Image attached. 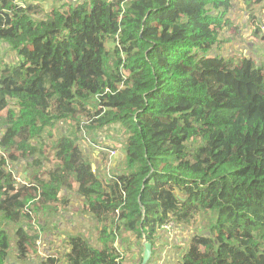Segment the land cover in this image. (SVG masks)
Returning a JSON list of instances; mask_svg holds the SVG:
<instances>
[{
	"label": "trees",
	"instance_id": "1",
	"mask_svg": "<svg viewBox=\"0 0 264 264\" xmlns=\"http://www.w3.org/2000/svg\"><path fill=\"white\" fill-rule=\"evenodd\" d=\"M233 2L0 0V264L38 253L35 221L78 195L109 247L71 236L67 264H121L125 233L151 264L182 228L176 264H264V65L218 52ZM114 124L108 173L81 142Z\"/></svg>",
	"mask_w": 264,
	"mask_h": 264
},
{
	"label": "rangeland",
	"instance_id": "2",
	"mask_svg": "<svg viewBox=\"0 0 264 264\" xmlns=\"http://www.w3.org/2000/svg\"><path fill=\"white\" fill-rule=\"evenodd\" d=\"M234 9L233 17L238 18L243 13L244 15H249V18L247 17V21H238L236 24L239 27V30L237 33H229V32H222L220 35L221 38V48L218 50L220 52L219 54H226L230 56H248L252 57L256 60V63L260 65H264V43L253 36V29L256 26H261L262 23H264V3H262L260 6H255L254 8L256 19H250L251 16L254 15V12L247 9L246 5L244 4V0H234ZM243 5H242V4ZM244 23V24H242ZM2 43H0V60L5 58L6 55H8V52ZM111 47V46H109ZM237 54V55H236ZM123 128L119 124H114L110 127H106L102 129L100 132H93L90 135H87L85 139L86 142L82 141L81 145L86 149L87 152H94V149H96L95 146H102V147H108L110 151H121V142L123 140ZM113 144V147L117 146L118 148L115 150L113 148H110L108 145ZM116 144V145H114ZM119 144V145H118ZM112 155V154H111ZM17 169L21 170L20 167ZM111 171H115V169H111ZM77 197H73V199H76ZM82 198L77 199V204H74L73 206L79 207L77 208L79 217L75 218V224L80 225L83 223L80 220L81 215L90 216L82 211ZM71 207L69 206L68 209H63L58 216L52 217L50 222H47L43 224L40 220H36L35 224L38 228L37 231L40 232L44 236V232L51 229H58V225H54V219H58L62 216L63 213L69 212V209ZM64 216V214H63ZM92 217V216H91ZM94 219V218H93ZM90 223V222H89ZM92 224V223H91ZM93 225V224H92ZM77 232H80L82 235L86 236L88 240L91 242V237L89 232H87L85 229L82 230L81 226L77 227ZM186 228L179 229L178 237H176L175 240H173L170 236L164 235L162 237V241L170 242V244L166 245V249L168 251H172V253L178 255H182L184 251L188 248V241L183 240L182 241V234L184 235L186 232ZM186 235V234H185ZM76 236V235H74ZM62 243V239L60 240ZM92 243V242H91ZM98 245V243L96 244ZM39 253H35L34 256L31 257V259L25 261L20 260L18 256L17 249L15 247V244L13 245V248L10 253L9 260L7 264H42L43 260L40 259ZM65 261L66 255L64 256ZM158 260V259H157ZM156 260V261H157ZM159 261H157L158 263Z\"/></svg>",
	"mask_w": 264,
	"mask_h": 264
},
{
	"label": "crops",
	"instance_id": "3",
	"mask_svg": "<svg viewBox=\"0 0 264 264\" xmlns=\"http://www.w3.org/2000/svg\"><path fill=\"white\" fill-rule=\"evenodd\" d=\"M247 15L243 13L238 17V21H246ZM116 145V144H114ZM110 148L113 147V144L108 145ZM96 150L92 153L93 158V168H98L99 165H102V169L107 168L108 173L111 169L118 170L120 172L121 168V160L122 154L121 151H115L114 155H111L112 152L106 147L95 146ZM101 152H106L109 162L105 161L106 156ZM105 161V162H104ZM80 195L72 196V201L70 203L69 212L63 213L61 217L58 219H54V225H58V229H51L44 232V236L41 235L39 244V257L41 260L46 261L49 258H56L58 260L57 264H67L64 256L69 252L68 242L71 236L79 235L80 232H77V227L81 226L82 230L85 229L89 232L91 237L92 245L95 247H103L108 248L109 246L102 242L100 239V224L96 222L93 217L81 215L80 220L83 222L81 225L75 224V218L79 217V213L76 206L77 199H79ZM73 197H77L73 199ZM84 200H82L83 203ZM43 224L50 222L51 217L46 215L45 217L41 216L39 219ZM90 222V223H89ZM93 225H92V224ZM167 234V233H164ZM84 235V234H82ZM62 239L63 243L60 241ZM146 241L141 240L138 241L134 238V234H124V240H119L117 247L120 248L122 253V263L121 264H141L143 251H144V243ZM98 243V245H96ZM170 244V242L161 241L160 247L154 248V255L151 264H176L180 259V254L176 255L172 253V251H168L166 249V245ZM158 259V260H157ZM159 261L157 263V261Z\"/></svg>",
	"mask_w": 264,
	"mask_h": 264
},
{
	"label": "water",
	"instance_id": "4",
	"mask_svg": "<svg viewBox=\"0 0 264 264\" xmlns=\"http://www.w3.org/2000/svg\"><path fill=\"white\" fill-rule=\"evenodd\" d=\"M79 197L82 198L81 196ZM143 247H144V251H143V257H142L141 264H148L153 254V247H152V244L149 242H145Z\"/></svg>",
	"mask_w": 264,
	"mask_h": 264
},
{
	"label": "built area",
	"instance_id": "5",
	"mask_svg": "<svg viewBox=\"0 0 264 264\" xmlns=\"http://www.w3.org/2000/svg\"><path fill=\"white\" fill-rule=\"evenodd\" d=\"M111 154H112V155H114L115 153H114V152H112Z\"/></svg>",
	"mask_w": 264,
	"mask_h": 264
}]
</instances>
